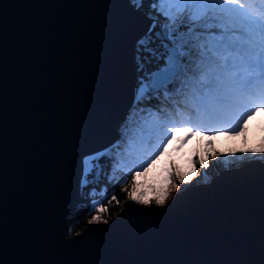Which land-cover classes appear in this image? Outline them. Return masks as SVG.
Returning a JSON list of instances; mask_svg holds the SVG:
<instances>
[{
  "label": "water",
  "instance_id": "water-1",
  "mask_svg": "<svg viewBox=\"0 0 264 264\" xmlns=\"http://www.w3.org/2000/svg\"><path fill=\"white\" fill-rule=\"evenodd\" d=\"M150 22L129 0H0V264H264L257 158L66 234L84 155L133 103Z\"/></svg>",
  "mask_w": 264,
  "mask_h": 264
},
{
  "label": "snow or ice",
  "instance_id": "snow-or-ice-1",
  "mask_svg": "<svg viewBox=\"0 0 264 264\" xmlns=\"http://www.w3.org/2000/svg\"><path fill=\"white\" fill-rule=\"evenodd\" d=\"M144 2L129 0L137 9ZM260 3L264 5V0ZM147 15L151 25L136 41V70L143 75L137 77L132 112H144L145 109L137 106L161 90L167 98L169 86L181 80L182 88L190 86V98L202 120V124L196 125L191 121L165 119L148 124L147 134L141 131L128 139L127 158L122 160L120 167L128 168L130 179L123 183L121 191L126 193L128 200L140 205L164 206L182 184L191 183L200 174L197 165L207 169L210 160L218 157L232 156L242 160L249 154L259 156V162L264 165V139L253 147L248 146L247 140L248 120L260 114V120L255 123L264 122V10L255 7V0H150ZM158 26L160 30L155 31L153 37ZM156 40H159L157 47H150ZM161 48L162 51L157 50ZM142 52L149 53L157 62L163 60V64L148 71L146 63L151 60L149 56H142ZM148 112L151 114L152 110ZM131 118L130 115L129 120ZM127 123L121 125V139L84 157L82 189L106 174V164L101 161L112 160L113 149L117 150V156H125L119 149L128 135ZM165 124L176 126L165 128ZM204 124L212 127H204ZM221 135L229 139L240 137V146L220 151L214 146V138ZM153 136L157 143L149 152ZM205 136L208 139L204 147L191 152L187 171L169 156L157 173L158 178L151 182L141 180L168 155L170 144L179 153L190 139ZM145 153L149 157L147 160L141 159ZM233 163L236 160H225L224 166L228 168ZM133 168L142 170L132 171ZM108 179L112 181L113 176ZM94 193L95 188L90 195ZM113 202L119 203L115 194L108 198L109 204ZM106 211L105 205H97L88 223L107 224L102 216Z\"/></svg>",
  "mask_w": 264,
  "mask_h": 264
},
{
  "label": "trees",
  "instance_id": "trees-1",
  "mask_svg": "<svg viewBox=\"0 0 264 264\" xmlns=\"http://www.w3.org/2000/svg\"><path fill=\"white\" fill-rule=\"evenodd\" d=\"M149 3H150V0H145L143 6L140 9H137V8L136 9L141 10L147 14ZM144 35H141V36H144ZM158 44H159V41L156 40L155 43L150 44V47L156 48ZM157 50L162 51V48L157 49ZM141 55L149 56V59L151 60V63H146V68L148 71H151L155 67H159L160 65L163 64V60L157 62L147 52H142ZM134 57H136V43L134 46ZM135 63H136V59H135ZM136 68H137V65H136ZM136 73H137V77L140 75H143L142 72H137V70H136ZM137 77H136V82H138ZM168 91H169V96L167 98L164 95V90H161L159 94L152 96L150 100H145L143 103L139 104L137 107L145 109L144 112L136 111L133 113L132 112L133 103L129 106L127 112L124 115V118L119 122V125L117 128V131H118L117 137L115 138L113 142L109 144L111 145L115 143L116 140L121 139V133H120L121 125L125 124V122L128 121L126 125L128 129V135L124 137L122 141V145L119 149V152L125 153V156L124 157L117 156V150L113 149L112 160H109V161L102 160L101 161V163L106 164V167H105L106 174H102L98 180L93 179V182L86 185L83 189L80 187V194H79L77 206L75 210L66 218V234H72L75 231L82 229L83 226L86 224V222H88V220L91 218V216L95 214V207L97 205L103 204L107 208V211L102 213L103 218H108L109 216H111L114 213V210L121 205L120 198H122V194H123V191H121L122 185L124 182L130 179L128 168L120 167L122 160L126 161V158H127L126 157L127 150L125 146L128 142V139L131 136L139 134L141 131L147 134V131H148V128H147L148 125L146 124L147 122L150 124V123H156V122L162 121L163 118L161 117H164L163 115H166L165 118L168 120H174L177 122L191 121L193 124H196V125L202 124V120L197 114V109L195 108L190 98V86L188 88H182L181 80H177L173 85L169 86ZM148 109L152 110L151 114H149ZM130 115L132 117L131 120H129ZM209 126H212V125H209ZM255 132L259 133L260 137L258 136L257 138L258 144H259L260 141L264 139V129H256ZM199 139L200 138H198V140ZM156 143H157V139L156 141L154 139V143L152 142V139L150 140L149 145H148L149 152L152 151V148ZM198 145H201V144L199 143ZM201 146L204 147V145H201ZM189 150H193V148H190ZM239 155L240 154H237V156ZM142 157H144L143 158L144 160H147L149 158L147 153H145ZM133 158H136V157L134 156ZM168 158H169L168 155L162 157L161 162H158L156 167L149 169L148 173L144 177H142V180L151 182L154 178H158L156 175L157 173L160 172V168L162 167L163 162L166 161ZM246 158L247 156H244L242 160H237L236 157L221 156L215 159L216 163L214 165H210L211 166V167L209 166L210 168L208 167L207 169H203V168H200L199 165H197L200 175L203 176L201 180H207L210 175L215 174L216 171H220L222 167H225L224 166L225 160H229V161L236 160V163L229 165V166H232L240 162H243V160H245ZM113 161L115 162V166H116L115 172H113ZM139 162L140 161L138 159L137 163L139 164ZM139 170H142V168H139ZM108 176H113V180L109 181ZM93 188H95V193L90 195V193H92ZM105 188L107 189L106 192L103 191ZM129 190H130V186H129ZM113 194L116 195L117 200L119 201L118 204L116 202H113L111 204L108 203V198H110L111 195ZM69 227L71 228L70 231H69Z\"/></svg>",
  "mask_w": 264,
  "mask_h": 264
},
{
  "label": "rangeland",
  "instance_id": "rangeland-1",
  "mask_svg": "<svg viewBox=\"0 0 264 264\" xmlns=\"http://www.w3.org/2000/svg\"><path fill=\"white\" fill-rule=\"evenodd\" d=\"M255 7L257 8V9H260V10H264V5H262L261 3H260V0H255ZM161 19H163V17H161ZM152 22V21H151ZM151 22H150V25H151ZM137 85H138V82H136V85H135V88L137 87ZM135 88H134V90H135ZM164 117H161V118H163V120H165L166 118H165V116L166 115H163ZM258 120H260V114H257L255 117H253L252 119H250V120H248V122H247V126H248V132H247V140H248V146L249 147H253V146H257L258 145V136H259V133H256L255 131H256V129H264V122H261V123H255V121H258ZM147 125L149 124L148 122L146 123ZM255 124V128L253 127V125ZM200 125V124H199ZM169 126H176L175 124H172V125H169V124H165L164 125V127L166 128V127H169ZM204 127H212V126H209V125H207V124H205V125H203ZM179 135H181L179 132L177 133V137H179ZM155 136H153V138H152V142L154 143V139H155V141H156V137L154 138ZM260 137V136H259ZM206 139H208V137L207 136H205V137H203V138H200L199 140H198V138H192V139H190L189 141H188V143H187V145L181 150V152H179V153H177V152H175L174 151V149H173V145L172 144H170L169 145V151H168V156H170L172 159H174L175 161H176V163L178 164V165H180L182 168H183V170H185V171H187V169H188V159H189V156H190V154H191V152L193 151V150H195V149H197V148H200V147H202L201 145H204V141L206 140ZM174 143H175V141H174ZM201 144V145H198V144ZM240 144H241V138L240 137H236L235 139H229V138H226L225 136H217V137H215L214 138V146L215 147H217L218 149H220L222 152L223 151H226L229 147H238V146H240ZM226 145V146H225ZM190 148H193V150H189ZM195 148V149H194ZM94 153V152H93ZM90 154H92V153H90ZM90 154H86V155H84V157L85 156H88V155H90ZM84 157H83V159H84ZM144 157H141V159H143ZM254 158H257V159H259V156H256V157H253L251 154H249V155H247V158L245 159V160H243V162L244 161H248V160H250V159H254ZM216 163V160H210V162H209V166L210 165H214ZM240 163H242V162H240ZM240 163H238V164H240ZM238 164H235V165H232V166H236V165H238ZM211 167V166H210ZM209 167V168H210ZM229 167H231V166H229ZM222 168H225V167H222ZM221 168V169H222ZM136 170H139V168H133L132 169V171H136ZM217 172H219V171H216L215 172V174L217 173ZM212 175H214V174H212ZM212 175H210L209 176V178L212 176ZM157 176V175H156ZM129 177H130V173H129ZM203 176H201L200 174L196 177V178H194L193 180H192V182L191 183H188V184H182L181 186H180V189L181 188H183L184 186H187V185H192V184H196V183H198V182H206V181H208L209 180V178L207 179V180H201V178H202ZM141 180H142V178H141ZM179 189V190H180ZM178 190V191H179ZM175 193V192H174ZM121 200H120V206L119 207H117L115 210H114V213L111 215V216H113V215H115L118 211H120V209L126 204V203H128V202H133V201H131V200H128L127 199V196H126V193L125 192H123V194H122V198H120ZM111 216H109V217H111ZM108 217V218H109ZM103 219H107V218H103ZM79 231V230H78ZM78 231H75V232H78Z\"/></svg>",
  "mask_w": 264,
  "mask_h": 264
}]
</instances>
